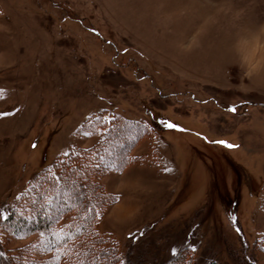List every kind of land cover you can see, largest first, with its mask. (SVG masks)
<instances>
[{"label":"rangeland","instance_id":"obj_1","mask_svg":"<svg viewBox=\"0 0 264 264\" xmlns=\"http://www.w3.org/2000/svg\"><path fill=\"white\" fill-rule=\"evenodd\" d=\"M0 113V216L121 117L96 177L120 264H264V0H0Z\"/></svg>","mask_w":264,"mask_h":264},{"label":"trees","instance_id":"obj_2","mask_svg":"<svg viewBox=\"0 0 264 264\" xmlns=\"http://www.w3.org/2000/svg\"><path fill=\"white\" fill-rule=\"evenodd\" d=\"M97 117L86 121L84 128L93 130ZM109 123L107 128L103 122L98 124L104 132L94 146L77 147L53 164H46L20 197L18 203L23 205L0 216V228L10 229L14 237L39 234L45 239L41 245L28 242L13 250L0 249V264H120L117 244L101 236L96 228L98 215L114 200L96 177L107 168L129 161L127 153L118 161L110 160L108 153L121 156L132 140L110 149L108 143L114 134L120 135L127 125L136 123L121 117ZM34 251H46L49 256L37 261ZM190 255L180 251L170 264H188Z\"/></svg>","mask_w":264,"mask_h":264},{"label":"snow or ice","instance_id":"obj_3","mask_svg":"<svg viewBox=\"0 0 264 264\" xmlns=\"http://www.w3.org/2000/svg\"><path fill=\"white\" fill-rule=\"evenodd\" d=\"M230 110L234 112L236 109H235V107H232ZM4 114L5 113H0V115H4ZM162 123H164V126H166L168 128H178V125H176L172 122H169V121H162ZM215 142L220 143V144H225L229 147H235L234 145L228 144L226 141H215ZM33 147H35V144H33ZM237 231L239 232V229H237ZM60 239H63V238L61 237ZM73 247H74V245H73Z\"/></svg>","mask_w":264,"mask_h":264}]
</instances>
